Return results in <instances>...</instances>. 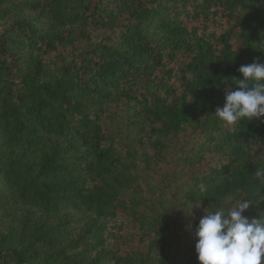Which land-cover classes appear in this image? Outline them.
I'll return each mask as SVG.
<instances>
[{
    "label": "trees",
    "instance_id": "obj_1",
    "mask_svg": "<svg viewBox=\"0 0 264 264\" xmlns=\"http://www.w3.org/2000/svg\"><path fill=\"white\" fill-rule=\"evenodd\" d=\"M256 58L264 0H0V264H199L206 211L259 219L264 123L215 116Z\"/></svg>",
    "mask_w": 264,
    "mask_h": 264
},
{
    "label": "clouds",
    "instance_id": "obj_2",
    "mask_svg": "<svg viewBox=\"0 0 264 264\" xmlns=\"http://www.w3.org/2000/svg\"><path fill=\"white\" fill-rule=\"evenodd\" d=\"M239 72L243 79L236 78L234 87L227 89L226 103L216 109L215 116L227 125L253 120L264 123V62L256 58ZM254 175L264 178V169ZM251 204L241 199L227 212L223 208L206 211L195 231L199 264H264V214L259 219L245 216Z\"/></svg>",
    "mask_w": 264,
    "mask_h": 264
}]
</instances>
